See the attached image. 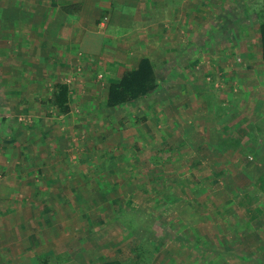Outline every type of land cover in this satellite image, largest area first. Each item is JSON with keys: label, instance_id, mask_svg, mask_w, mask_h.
Returning <instances> with one entry per match:
<instances>
[{"label": "rangeland", "instance_id": "rangeland-1", "mask_svg": "<svg viewBox=\"0 0 264 264\" xmlns=\"http://www.w3.org/2000/svg\"><path fill=\"white\" fill-rule=\"evenodd\" d=\"M205 1L208 2L205 16L211 22L208 26L211 32L206 39L208 42L199 38L200 51L196 55L202 54L198 55L195 64L192 60L190 65L189 59L187 64L182 61L181 68L168 66L166 73L158 76L157 90L115 111L101 104L94 106L98 109L96 113L91 111L92 106L81 107V115L87 120L92 113L95 116L104 114L100 121L95 120L96 132L81 127V139L86 141L91 137L88 141L90 149H81V158L87 160L83 163L88 165L85 172L92 186L86 188H90L91 196H94V201L91 198V202H86L82 208L92 219V229L101 231L94 238L91 235V240L87 239L88 235H81V262L116 264L132 261L134 244L147 231L146 227H150L152 235L156 233L159 240L160 250L153 264H173L172 260L180 264L200 263L195 257L199 252L191 244L202 237H206V241L211 239L209 252L212 253H216L215 248L221 251L220 246L215 245L217 242H225L224 245L230 248L229 264H249L242 256L250 250V244L264 243V193L258 186V177L264 169V120L258 118L261 112L259 100L264 98V84L261 83L264 82V63L258 56L261 49L254 31L257 24L247 25L250 36H245L246 39H242L238 30L244 17L250 19L246 9L253 3L264 4V0H224V6L222 0H213L214 5L211 0ZM205 1L198 0V3ZM1 3L2 0L0 19L3 22L5 9ZM124 9L123 0H117L115 15L121 11L128 16ZM250 14L252 20L249 23H257L253 13ZM117 28L121 27L113 16L109 32H121ZM7 40L8 37L3 39L0 34V43H8ZM30 43V39L25 40L23 46L31 59ZM8 49L7 46L3 49L7 52L3 62L9 65L6 73L12 70L17 59L14 48ZM173 50H168V55L173 57L170 64L175 59L179 64L180 58H174L175 52H179L176 48ZM187 50L186 54L190 56L195 51L190 45H184L182 52ZM56 53L52 50L51 54ZM27 61L25 67L30 65ZM104 64L98 68L102 83L106 77ZM101 88L103 84L100 83L98 89ZM222 103L226 105L222 107ZM225 113H230L226 120L229 123L235 120V114L251 120L256 124L258 138H249L253 131L245 130V122L241 120L238 121L242 125L240 131L235 133L246 136L234 137L231 129L230 137H219L218 141L224 142L225 147L218 142L216 149L214 139L196 136V131L201 135L203 128L213 129L208 122L210 116H226ZM110 115L117 117L116 124L110 120ZM195 121H198L197 125ZM128 141H133L136 146L133 149L115 148ZM98 193L101 199L97 198L95 202ZM131 219L136 221L135 231L126 229L123 232L119 224L126 225ZM249 226H254L255 231L250 232ZM86 230L82 228L81 233ZM164 230L176 237L166 236ZM182 237L186 240H181ZM204 246L205 242H201L200 250ZM261 253L264 262V252ZM235 254L241 257H232ZM201 261L205 263V260Z\"/></svg>", "mask_w": 264, "mask_h": 264}, {"label": "crops", "instance_id": "crops-1", "mask_svg": "<svg viewBox=\"0 0 264 264\" xmlns=\"http://www.w3.org/2000/svg\"><path fill=\"white\" fill-rule=\"evenodd\" d=\"M116 1L2 0L5 11L3 22L0 19V34L3 39L8 37L9 42L0 43V264H92L86 260L81 262V235H88L87 239L91 240V235L94 238L101 231L92 229V219L82 208L86 202L94 201V196H91V189L86 188L92 186L85 172L88 165L83 163L87 160L81 158V149L90 146L91 137L87 142L81 139V127L96 132L95 120L100 121L104 114L95 116L98 109L94 106L101 104L115 111L124 105H107L110 82L137 67L142 58H150L159 76L165 74L170 65L181 68L183 60L187 64L190 59V65L192 60L195 64L202 54L196 55L200 51L199 38L208 42L211 22L205 16L208 9L205 0L204 4L198 0H123L128 16L121 11L120 16L115 15ZM221 4L226 3L222 0ZM245 13L252 20L250 12ZM113 16L121 27L117 28V31L121 29L119 33L109 32ZM254 17L257 20L256 15ZM250 19L244 17L239 23V35L242 39L250 36L248 26L257 24L254 31L259 40L258 20L249 23ZM13 33L14 38L11 37ZM227 36L229 41L230 36ZM28 39L31 59L23 46ZM184 45L195 50L192 56L186 54L190 49L182 52ZM257 45L261 49L260 41ZM6 46L17 53L12 70L7 73L9 65L3 62L5 54L7 56L3 50ZM172 48L179 52H175L174 57L180 58L179 64L176 59L170 64L173 57L168 55V50ZM52 50L57 51L56 55L51 54ZM258 56L264 63L261 50ZM106 57L107 62L104 61ZM27 60L30 65L25 67ZM103 64L104 83L99 80L102 74L98 72ZM59 83L69 87L68 108L64 111L55 99ZM100 83L103 88L98 89ZM258 105L261 110L258 118L263 121L264 98ZM82 106L93 107L90 120L81 115ZM212 107L214 109V105ZM225 114L210 116L208 122L213 129L203 128V135L196 131V136L214 139L216 149L219 143L225 147L224 142L218 141L220 136L227 138L232 133L234 137L246 136L235 133L240 131L242 125L238 121L241 120L245 122V130L253 131L249 138H258L256 124L251 120L235 114V120L229 123L226 120L230 113ZM109 118L116 124L115 115ZM195 122L197 125L198 121ZM134 146L133 141H128L115 148L133 149ZM97 198L101 199L100 193L95 202ZM82 228H87V232L81 233ZM224 244H215L220 246L221 259L217 263L211 258L207 261L229 264L230 248ZM250 245L252 247L246 249L248 252L242 258L249 264H259L264 243Z\"/></svg>", "mask_w": 264, "mask_h": 264}, {"label": "trees", "instance_id": "trees-1", "mask_svg": "<svg viewBox=\"0 0 264 264\" xmlns=\"http://www.w3.org/2000/svg\"><path fill=\"white\" fill-rule=\"evenodd\" d=\"M246 11L248 13L252 12L253 15H256L257 17L258 34H259L258 37L261 44L262 58L264 60V4L256 5L255 3H253L252 5H250V7L246 9ZM159 84L160 81L158 79V75L156 73L153 62L150 60V58L144 57L140 60L137 67L131 70H127L119 80L110 82L108 94L106 98L107 105L109 107H113L120 104H125V103L128 104L134 102L139 98L147 97L158 89ZM68 94H69L68 85L64 83H59L57 85L55 99L58 107L62 111L68 108L67 106ZM258 186L260 190L264 193V169L261 175L258 177ZM118 218L121 219V217ZM143 225H145V223ZM119 227L123 232L126 231V229L130 232H134L135 230H133V227L135 229L136 221L131 219L128 224L126 225L125 223L119 224ZM146 228L147 231L144 230L145 231L144 235H142L140 239L134 244L135 251L132 261H126V262L124 261L116 264H153V261H155L158 251L160 250L159 240H157L158 236H156V233L155 235H152L153 231H151L150 227H146ZM249 229L251 231H255L254 226H249ZM163 234H167L166 236H170V238L176 237V235L167 233L166 230H164ZM181 240L184 241L186 239L182 237ZM163 241L164 240H162V242ZM232 241L233 240H231V242ZM201 242H205L204 249L202 250H200ZM211 242H212L211 239L208 238V240L206 241V237H202L201 240L198 238L196 239L195 243L191 244V246L199 252L198 255H195L196 259L200 262L198 264H213L210 261H207L208 258L213 259L214 263H217V260L221 259L220 258L221 251L216 249V253L209 252L210 251L209 244ZM220 243H224V242L221 241ZM262 249L264 252V247H262ZM201 260H205V263H201L202 262ZM172 262L173 264H180L176 260H172ZM263 263L264 262L261 261L259 264H263Z\"/></svg>", "mask_w": 264, "mask_h": 264}]
</instances>
